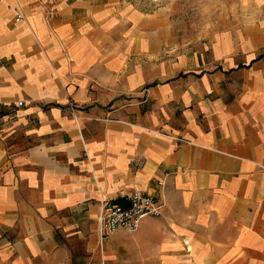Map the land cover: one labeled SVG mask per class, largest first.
Returning a JSON list of instances; mask_svg holds the SVG:
<instances>
[{"label": "crops", "instance_id": "crops-1", "mask_svg": "<svg viewBox=\"0 0 264 264\" xmlns=\"http://www.w3.org/2000/svg\"><path fill=\"white\" fill-rule=\"evenodd\" d=\"M249 2L258 18L211 57L158 65L167 23L124 0H0V264H264V0ZM135 191L162 215L102 250L101 204Z\"/></svg>", "mask_w": 264, "mask_h": 264}, {"label": "rangeland", "instance_id": "rangeland-1", "mask_svg": "<svg viewBox=\"0 0 264 264\" xmlns=\"http://www.w3.org/2000/svg\"><path fill=\"white\" fill-rule=\"evenodd\" d=\"M141 17L167 23L170 34L163 40L158 65L180 61L200 53L213 54L216 39L239 30L258 18L249 0H124Z\"/></svg>", "mask_w": 264, "mask_h": 264}, {"label": "built area", "instance_id": "built-area-1", "mask_svg": "<svg viewBox=\"0 0 264 264\" xmlns=\"http://www.w3.org/2000/svg\"><path fill=\"white\" fill-rule=\"evenodd\" d=\"M16 22L24 19L21 8L14 6ZM24 102L18 103L23 106ZM69 109L74 119H79V106L69 100ZM161 187L165 186L164 181H160ZM163 204L158 198L141 191H135L127 197L120 198L114 202H103L100 206L98 216V240L99 246L103 250L105 243L119 230H125L129 233H136L142 224V221L149 217L158 218L163 213Z\"/></svg>", "mask_w": 264, "mask_h": 264}]
</instances>
